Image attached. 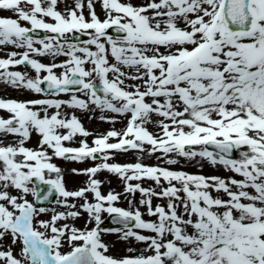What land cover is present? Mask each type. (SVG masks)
<instances>
[{
  "label": "snow or ice",
  "instance_id": "6c2138e0",
  "mask_svg": "<svg viewBox=\"0 0 264 264\" xmlns=\"http://www.w3.org/2000/svg\"><path fill=\"white\" fill-rule=\"evenodd\" d=\"M98 2L103 19L96 0H86L87 16L85 0L63 11L60 0H0L15 16L0 17V52L23 50L0 58V82L43 97H0V264H264V0ZM38 30L46 35L34 39ZM42 56L65 60L33 58ZM19 65L35 75L11 70ZM93 106L126 125L90 145L92 133L63 109ZM77 137L79 146H67ZM128 151L161 153L169 165L178 163L173 154L199 157L242 179L109 163L111 153ZM54 159L101 162L73 169L87 180L68 190ZM101 171L119 177L125 196L139 193L155 219L131 200L128 209L115 206L122 194L101 191ZM144 180L156 187H142ZM53 192L66 211L42 206ZM154 198L167 203L153 206ZM81 212L83 228L66 222ZM104 213L122 227L102 228ZM109 233L145 247L111 255L102 239Z\"/></svg>",
  "mask_w": 264,
  "mask_h": 264
},
{
  "label": "rangeland",
  "instance_id": "374dc122",
  "mask_svg": "<svg viewBox=\"0 0 264 264\" xmlns=\"http://www.w3.org/2000/svg\"><path fill=\"white\" fill-rule=\"evenodd\" d=\"M134 2L136 3H142L143 0H134ZM74 0H60V3L58 5V9L63 11L65 9L66 4L67 5H73ZM95 10L97 12V15L100 16L101 19L104 18V12L103 9L100 6V3L98 2V0H96L95 3ZM85 15L87 16V7H86V0H85V9H84ZM0 17H12L15 18L14 14L8 10H0ZM22 26H28L26 25L24 22H21ZM110 35H113L114 37L118 36V35H114L112 33H109ZM46 34L44 33L43 36H33L34 39H40L43 38ZM75 42V41H73ZM37 47H39V45H36ZM11 51H16V52H20L23 51L22 49H15L13 46H6L3 48V51L0 52V58H6L5 53L7 52H11ZM38 59L40 62L44 63V64H50V63H60L62 61L65 60V57L63 56H59V57H55V59H53V57L51 56H42V57H33ZM114 62V61H113ZM11 70H15V71H21L22 73L27 72V74L29 76H34L35 73L30 69V67H28L27 65H19L14 69ZM61 70L60 69H56V72L59 73ZM126 83H133L132 81H126ZM99 86V85H98ZM99 94V93H98ZM80 95V94H77ZM102 95V94H100ZM0 97L5 98V99H16V100H30V99H38V98H43L42 96L29 92L27 90H23V89H14L6 84H4L3 82H0ZM60 99H64L67 100L69 97L67 95L61 94ZM80 98H84L83 96H81ZM63 111L65 113H67L68 115H72L75 114L77 116V118L81 121L83 127L89 131L90 133H92L91 136H89L87 138L88 143L91 145V142L93 140V138L97 135L100 134H104L106 133L108 130H111L112 128H116L117 130L122 129L125 127L126 125V118L124 117H120L117 116L116 114H112V113H108V112H101L98 109H94L93 106V110L91 111H82V110H78V109H68V108H64ZM0 115H3V113H0ZM109 116V117H114L116 119V123L112 124L109 122H105L104 120H101L100 117L101 116ZM158 118L153 116V120H157ZM149 131L152 132H158L159 129L155 126V124H149L148 126ZM79 139H81L80 137H77V141L76 143H71L68 144L67 146H79L78 141ZM37 136L35 134H33V138H32V142L28 145L29 147H34L37 143ZM115 142V141H113ZM148 147V146H146ZM209 150L213 151L214 149H212L209 146ZM111 155L113 156V159L109 161V163H118V164H129V163H136V162H140L144 165L147 166H158L161 168H167L170 170H179V171H184L186 173L189 174H196V175H203L205 177H210V176H218L220 178L223 179H229V178H235V179H242L239 176H236L235 174L227 171L222 165H211L210 163H208L206 160H202L201 158L197 157L193 160H188L185 159L183 157H179L176 155H172L171 158L172 159H176L178 160V163L175 165H169L166 163V159L164 158H160L162 157L161 153H155L153 155H148L147 152H137V151H128V152H113L111 153ZM238 153H235V156L238 158ZM139 158V160L137 159ZM53 162L55 164H57V166H59L62 170H63V178H64V183L65 186L68 190H76L79 189L80 187L84 186L85 183V176L84 175H77L75 173H73V169H77V170H83L86 168H90L93 167L97 164H99L101 161L99 159L97 160H85L84 162H76V161H72V160H64V159H54ZM99 176L100 179L97 177ZM96 178L102 181V185H101V191L103 193H107L108 191H114L117 193H121V198L120 200L116 203L115 206L120 207V208H124V209H128L129 208V203L128 201H133V203L140 207V211L142 213H144V219L145 220H151V219H155L153 217H149L146 213V209L142 206L139 205V201L142 198L140 196L139 193H136L134 196L133 194H127V196H125L123 194V182L119 179V177H117L114 174L108 173L107 171H101L99 173H97ZM136 183V182H133ZM142 184V187L145 188H155V184L152 181L149 180H144L140 182ZM163 183V182H162ZM157 191H159V188H156ZM213 195H217L216 193H213ZM220 195H223L222 193ZM55 199H53L54 201H48L45 202L42 206L49 208V209H55L56 211H66V209L60 207L57 203H56V199L57 196L54 197ZM89 200H92L91 195L89 194ZM225 199L227 197H224ZM29 200H32L33 197L31 195L28 196ZM71 203H76L77 205H79L80 203H82V201L79 200H75V201H70ZM153 206H155L156 204H161V205H166L167 200L166 199H157L154 198L153 199ZM51 215V212H49L48 214L44 215L41 217V219H49ZM106 216H108L107 213L102 214V219L104 220V223L101 225L102 228H121V227H112L110 226L107 221H106ZM88 217L87 214L84 212H81V215L76 219V220H68L66 221L69 224H74L77 228H83L86 221H87ZM134 223V222H133ZM92 225H89V227H91ZM144 234H148V233H144ZM102 239L104 240L105 243H107L110 247V254L120 257V256H124L127 254V248L128 247H134L137 249H143L145 246L143 244H139L135 241H131L129 242H125L123 240L120 239V235L118 233H109V234H105L103 235ZM10 242V241H8ZM64 251H68L69 248L67 245H65Z\"/></svg>",
  "mask_w": 264,
  "mask_h": 264
},
{
  "label": "bare ground",
  "instance_id": "6f19581e",
  "mask_svg": "<svg viewBox=\"0 0 264 264\" xmlns=\"http://www.w3.org/2000/svg\"><path fill=\"white\" fill-rule=\"evenodd\" d=\"M99 179H100V177L99 176H97ZM85 180H87V177L85 176ZM55 199V198H54ZM52 201H54V200H52Z\"/></svg>",
  "mask_w": 264,
  "mask_h": 264
},
{
  "label": "water",
  "instance_id": "95a60500",
  "mask_svg": "<svg viewBox=\"0 0 264 264\" xmlns=\"http://www.w3.org/2000/svg\"><path fill=\"white\" fill-rule=\"evenodd\" d=\"M110 220H111V218H110ZM111 222V221H110Z\"/></svg>",
  "mask_w": 264,
  "mask_h": 264
}]
</instances>
